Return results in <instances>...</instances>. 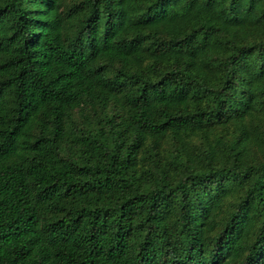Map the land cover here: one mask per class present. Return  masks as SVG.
Returning a JSON list of instances; mask_svg holds the SVG:
<instances>
[{
	"label": "trees",
	"instance_id": "16d2710c",
	"mask_svg": "<svg viewBox=\"0 0 264 264\" xmlns=\"http://www.w3.org/2000/svg\"><path fill=\"white\" fill-rule=\"evenodd\" d=\"M0 264H264V0H0Z\"/></svg>",
	"mask_w": 264,
	"mask_h": 264
}]
</instances>
